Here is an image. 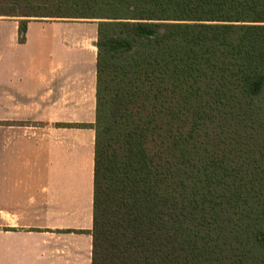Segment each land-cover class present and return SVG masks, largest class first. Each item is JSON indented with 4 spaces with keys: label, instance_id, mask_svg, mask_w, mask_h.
I'll return each mask as SVG.
<instances>
[{
    "label": "trees",
    "instance_id": "trees-1",
    "mask_svg": "<svg viewBox=\"0 0 264 264\" xmlns=\"http://www.w3.org/2000/svg\"><path fill=\"white\" fill-rule=\"evenodd\" d=\"M19 10L100 21L93 264H264V0Z\"/></svg>",
    "mask_w": 264,
    "mask_h": 264
},
{
    "label": "crops",
    "instance_id": "crops-1",
    "mask_svg": "<svg viewBox=\"0 0 264 264\" xmlns=\"http://www.w3.org/2000/svg\"><path fill=\"white\" fill-rule=\"evenodd\" d=\"M0 21V264H93L98 29Z\"/></svg>",
    "mask_w": 264,
    "mask_h": 264
},
{
    "label": "rangeland",
    "instance_id": "rangeland-1",
    "mask_svg": "<svg viewBox=\"0 0 264 264\" xmlns=\"http://www.w3.org/2000/svg\"><path fill=\"white\" fill-rule=\"evenodd\" d=\"M25 10H19L16 13L17 17H6V16H2L0 17V21H4V20H9V19H15V20H20L22 22L24 21H43V22H67V23H73V24H82L80 26H76L78 29V31H84L86 30L88 33H91L93 31H97L98 26H99V21L97 20H83V19H58V18H47L46 16H44V14L38 15L36 17H30V18H25V17H20L22 16V13H24Z\"/></svg>",
    "mask_w": 264,
    "mask_h": 264
},
{
    "label": "water",
    "instance_id": "water-1",
    "mask_svg": "<svg viewBox=\"0 0 264 264\" xmlns=\"http://www.w3.org/2000/svg\"><path fill=\"white\" fill-rule=\"evenodd\" d=\"M100 22V21H99Z\"/></svg>",
    "mask_w": 264,
    "mask_h": 264
}]
</instances>
